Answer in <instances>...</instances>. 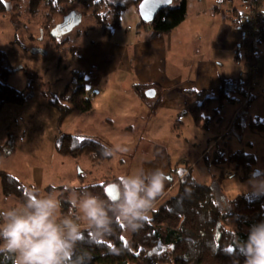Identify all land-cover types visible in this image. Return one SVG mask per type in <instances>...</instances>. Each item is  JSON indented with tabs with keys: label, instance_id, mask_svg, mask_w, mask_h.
<instances>
[{
	"label": "rangeland",
	"instance_id": "1",
	"mask_svg": "<svg viewBox=\"0 0 264 264\" xmlns=\"http://www.w3.org/2000/svg\"><path fill=\"white\" fill-rule=\"evenodd\" d=\"M1 1L5 3L7 9L0 11V51L6 53L12 68L16 71L8 80L12 87L23 91L32 84L39 99L43 103H48L44 93H50L52 98L59 96L72 82L75 71H81L84 77H88L89 71L85 68V57L94 51H100V44H104L108 39L102 35L103 27L97 25L92 10H86L77 5L68 8L64 14L51 15L53 6L50 7L46 2H42L39 10L32 13L29 0ZM108 1L123 4L126 0ZM74 12L80 17L77 21L72 19ZM141 21L139 7L128 8L123 12L120 26L114 30L112 40L127 42L150 31L147 27H139ZM107 24H111L110 19ZM92 45H96V50L90 48ZM104 49L94 59L101 60L105 65L110 63L112 57H106ZM98 75V72L93 73L91 78H96ZM113 76H115L113 79L103 81L100 87L92 89L91 84L88 85L91 98H94L99 91L104 94L98 99V109L93 114V118L96 119L91 124L92 129L88 131L80 121H76L66 133L80 139L99 140L111 150L120 146L127 151L117 152L112 160L102 164L92 162L86 156L74 159L57 155L50 167L52 184H58L56 181L63 176H67L69 180L72 169L75 171L74 180L77 185V174L81 171L85 173L86 184H102L108 177L120 178L141 168L147 169L151 161L161 158L160 150L164 148L165 154L170 157L172 170L177 167L179 171L189 168L196 181L212 185L214 175H217L219 170L212 166L209 168L205 161H198V156L205 150L203 143H196L195 146L193 142L185 144L177 140V135L184 138L188 136L190 130L177 126L168 127L165 117L153 119L150 122V112H148L147 117L138 118L139 108H143L144 112L151 108L150 100L142 105L138 96L130 97V95L122 94L123 97H119L120 90L127 88L126 82H129L131 76L127 72H117ZM241 100L243 102V99ZM242 102L240 105H232L228 102L212 123L220 122L216 125V129L222 131L229 124L233 110L241 107L238 125L234 127L228 138L220 142L218 149L220 152L242 150L256 157V163L250 172L245 174L242 170H234L232 176H227L220 181V190L229 200L243 194L254 193L250 183L252 177L264 176V130L261 129V125L264 124V99L254 96L249 105L248 103L243 105ZM104 113L111 114L116 120L114 129L98 126ZM183 121L185 122L184 119ZM189 121H193L191 116ZM127 122L133 125L125 130ZM240 129H243V134H240ZM58 130L61 132V129L58 128ZM214 130L203 132L198 129L197 131L208 137L211 133L215 134ZM108 131L115 132L118 140L111 141L107 135ZM1 161V169L2 166H6L17 172L19 168H22L19 176L24 182L30 179L33 167L39 166L31 158L29 162L18 163L16 159L12 160L5 156L1 158ZM18 165L20 167L16 168ZM232 167L235 169L234 166ZM170 176L172 177L173 173ZM70 184V180L67 181V185L70 186ZM9 199L11 206L21 202L15 197ZM67 208L64 204L62 212H67L69 210ZM131 236L132 231L125 228L123 240L126 244H129ZM164 252L163 246L154 249L149 253L150 261H143L141 264H174L169 260L164 262L161 260Z\"/></svg>",
	"mask_w": 264,
	"mask_h": 264
},
{
	"label": "crops",
	"instance_id": "2",
	"mask_svg": "<svg viewBox=\"0 0 264 264\" xmlns=\"http://www.w3.org/2000/svg\"><path fill=\"white\" fill-rule=\"evenodd\" d=\"M186 2V19L169 33L153 36L152 32L148 31L127 42L112 40L114 32L109 37L102 34L108 38L107 41L100 44V51L88 54L84 60L85 68L89 71L88 77L84 78V83L92 103V109L86 113L74 112L65 121L61 132L58 130V111L48 103H43L36 92L35 97L23 106L7 105L0 115V145H4L11 135L15 140V146L6 157L12 160L16 159L18 163L29 162L31 158L39 166L33 167L30 179L25 182L19 176L22 170L19 168L20 165L16 167L19 168L17 172L6 166H2V170L15 176L27 189L35 187L42 194L49 192L48 188L55 186L61 198L63 196L66 199L71 195V192L63 191L62 194L58 190L59 188L76 189L81 186L82 182L83 185H88L83 171L77 174L78 185L76 184L73 169L69 177L70 186L67 185V181H69L67 176L60 177L56 181L58 184H52L50 167L56 156L59 155L56 150V142L60 136L67 134L68 129L76 121H80L88 131L92 129L91 124L96 119L93 118V114L98 109V99L104 94L99 91L96 92L94 98H91L88 85L91 84L92 89L100 87L103 81L113 79L116 76L113 75L117 72H127L131 76L129 82H126L127 88L120 90L119 97H123L122 94L130 95V97L138 96L142 105L150 100L151 108L145 112L142 111L143 108H139L138 118L147 117L148 112H150V122L153 119L158 120L160 117H165L164 120L168 123V127L177 126L190 130L188 136L184 138L177 135V140H181L185 144L193 142L195 146L203 143L205 150L198 156V161H206V157L213 155L215 147L228 138L234 120L241 113V107L233 110L229 124L222 131L216 129V125L220 122L212 124L215 122L216 116H219L217 114L222 112L228 102L232 105H240L241 99H243L242 104H247H244L245 98L232 93L230 87L231 84L245 79L248 56L244 47L241 22L221 10L223 0H186ZM258 2L264 7V0H258ZM246 3L247 0H233V8L236 10L234 14H237L238 10L244 11ZM95 47L96 45L90 46L96 50ZM103 49L106 57H112L110 63L105 65L101 60L94 59L97 54L103 52ZM258 62L263 70L254 85L252 98L260 96L264 99V49ZM97 72L99 75L96 78H91L93 73ZM224 84L227 85L225 89L231 93L224 98L221 105L218 100L214 101L211 115L215 117L212 119L210 127L208 129L196 127L194 121H189L190 107L194 102V97L189 92L205 91L209 96L219 98ZM149 90L155 91L154 97H147L146 94ZM252 98L248 101V105ZM219 107L222 109L217 111ZM132 125L127 122L125 130L130 129ZM98 126L112 130L116 126V120L112 118L111 114L104 113ZM197 128L203 132L215 129V134L211 133L206 137L198 133ZM107 135L111 141L118 140L115 132L108 131ZM159 155L161 156L159 160L151 161L150 165H147V169H162L168 177L164 194L158 199V202L176 185V181L179 179L178 175L181 173L178 167L172 170L170 157L165 154L164 148H161ZM90 160L99 162V164L106 162ZM209 161V164L205 163L209 168L212 166L218 169L219 177L222 173L224 177H227V173L233 174L236 170L233 169L234 165L232 164L216 166L212 164L211 160ZM185 170L191 173L189 168ZM217 175H214L215 179ZM81 176L84 178L82 179ZM108 180H119V178L108 177L105 181ZM10 206V199L3 196L0 182V210Z\"/></svg>",
	"mask_w": 264,
	"mask_h": 264
},
{
	"label": "trees",
	"instance_id": "3",
	"mask_svg": "<svg viewBox=\"0 0 264 264\" xmlns=\"http://www.w3.org/2000/svg\"><path fill=\"white\" fill-rule=\"evenodd\" d=\"M20 1V0H12ZM143 0H126L123 4L110 3L108 0H29L32 13H36L42 2H46L51 8V15H61L68 8L77 5L86 10H92V15L97 25L103 27V34L111 36L120 26L122 14L128 8L139 7ZM248 1V0H247ZM258 2V0H256ZM259 3V2H258ZM7 6L0 0V11ZM238 22H241L239 14H232ZM50 17V16H49ZM187 17L186 0H173L172 4L159 12L151 22L141 21L139 27H147L153 36L169 33L178 27ZM111 20V24L107 22ZM261 48L264 49V34ZM16 71L12 68L6 53L0 51V115L7 105L23 106L35 97L32 84L26 90H18L12 87L8 80ZM84 74L75 71L74 78L59 96L44 93L48 104L59 113L58 128L62 129L65 121L74 113H86L91 111L92 103L88 97L87 87L84 83ZM224 84L219 98L208 95L205 91H190L194 102L190 107L191 115L196 127L208 129L215 116H210L214 101L220 105L224 98L231 92L245 97L243 80L231 84L229 92ZM222 108L219 107L217 111ZM239 114L234 120L231 131L238 125ZM264 130V124L261 125ZM229 133V134H230ZM243 134V129H240ZM15 146V140L10 135L4 145H0V159L10 154ZM216 146L213 155L206 157V163L223 166L227 163L234 165L236 171L242 170L245 174L251 171L256 163L253 154L242 150L237 152H220ZM57 153L68 158L89 157L94 161H107L113 156H106L110 149L95 139H80L72 135L64 134L56 142ZM183 160V159H182ZM185 173V174H184ZM82 179L84 178L81 176ZM176 185L161 199L150 213V217L144 222L143 227L132 232L129 244L123 240L125 227L117 225L113 233L101 240H92L85 231L86 242L83 247L91 254V264H141L150 261V252L163 246L165 247L162 261H172L174 264H234L236 256L228 253L234 251V244L239 237L246 240L250 228L254 224L264 222V196L259 198L254 193L243 194L233 200L227 199L220 190V181L225 177L222 173L214 179L212 185L202 184L195 180L190 171L182 170L178 175ZM0 182L5 198L15 197L19 201L24 198L25 185L15 176L0 168ZM118 180L105 181L102 184H88V190L101 198L115 199L106 193L109 185H117ZM65 191L72 192L84 187ZM52 190V188H48ZM65 198V197H64ZM62 196V199H64ZM69 208V204L64 203ZM67 208V209H68ZM220 224V240L217 239L216 230ZM240 264H244V258L239 256ZM0 264H14V260L5 254H0Z\"/></svg>",
	"mask_w": 264,
	"mask_h": 264
},
{
	"label": "clouds",
	"instance_id": "4",
	"mask_svg": "<svg viewBox=\"0 0 264 264\" xmlns=\"http://www.w3.org/2000/svg\"><path fill=\"white\" fill-rule=\"evenodd\" d=\"M126 151L116 146L105 155ZM167 179L160 168H141L119 178L115 199L101 198L86 185L67 199L55 186L44 194L28 188L20 203L0 210V254L10 256L14 264H91L92 256L83 247L85 231L92 240H101L117 223L139 230L163 196ZM250 183L257 198L264 196V176H253ZM64 203L70 205L66 214ZM228 255L237 257L234 264H240L239 256L244 264H264V222L254 224L246 240L238 237Z\"/></svg>",
	"mask_w": 264,
	"mask_h": 264
},
{
	"label": "built area",
	"instance_id": "5",
	"mask_svg": "<svg viewBox=\"0 0 264 264\" xmlns=\"http://www.w3.org/2000/svg\"><path fill=\"white\" fill-rule=\"evenodd\" d=\"M221 10L226 15H232L236 11L233 8V0H223ZM241 17V29L246 54L248 56V68L245 76V103L251 99L254 92V85L262 74V66L259 59L262 56L261 42L264 34V7L256 0H248L244 11H237ZM228 177L232 173H227Z\"/></svg>",
	"mask_w": 264,
	"mask_h": 264
},
{
	"label": "water",
	"instance_id": "6",
	"mask_svg": "<svg viewBox=\"0 0 264 264\" xmlns=\"http://www.w3.org/2000/svg\"><path fill=\"white\" fill-rule=\"evenodd\" d=\"M172 2L173 0H143L142 3L139 5V12L142 17V20L146 22L153 21L156 18V16L159 14V12L168 8L172 4ZM79 18H80L79 15L74 12L72 19L77 21ZM146 95L149 98L154 97L155 91L149 90ZM106 193L108 195H111L112 197H117L118 195L117 185L114 184L109 185L106 188ZM216 234H217V239L220 240L221 238L220 224L217 227Z\"/></svg>",
	"mask_w": 264,
	"mask_h": 264
}]
</instances>
